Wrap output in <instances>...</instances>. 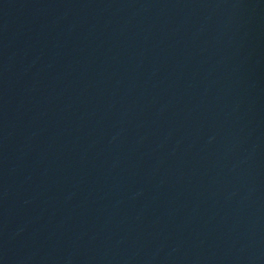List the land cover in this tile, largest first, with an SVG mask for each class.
I'll use <instances>...</instances> for the list:
<instances>
[{"label": "water", "instance_id": "obj_1", "mask_svg": "<svg viewBox=\"0 0 264 264\" xmlns=\"http://www.w3.org/2000/svg\"><path fill=\"white\" fill-rule=\"evenodd\" d=\"M0 264H264V0H0Z\"/></svg>", "mask_w": 264, "mask_h": 264}]
</instances>
